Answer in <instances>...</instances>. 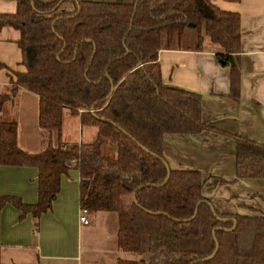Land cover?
<instances>
[{
  "label": "trees",
  "instance_id": "obj_1",
  "mask_svg": "<svg viewBox=\"0 0 264 264\" xmlns=\"http://www.w3.org/2000/svg\"><path fill=\"white\" fill-rule=\"evenodd\" d=\"M13 1L16 11L0 15V29L19 31L26 72L10 79L0 111L21 89L36 95L39 128L57 141L29 154L17 145V124L1 121L0 164L38 171L37 203L19 208L36 216L50 210L74 168L81 209L116 216L119 252L146 255L147 264H264V214L209 207L200 173L168 168L167 176L162 156L165 135L211 132L234 142V181L264 179V145L204 124L200 96L163 84L157 62L160 50H214L235 74L238 15L208 0ZM187 31L192 46L182 43ZM65 111L97 129L92 143L61 141Z\"/></svg>",
  "mask_w": 264,
  "mask_h": 264
},
{
  "label": "crops",
  "instance_id": "obj_2",
  "mask_svg": "<svg viewBox=\"0 0 264 264\" xmlns=\"http://www.w3.org/2000/svg\"><path fill=\"white\" fill-rule=\"evenodd\" d=\"M208 1L239 17L240 45L234 58L237 72L232 75L229 67L218 62L214 50H160L157 62L161 82L198 94L204 124L264 145V0ZM15 11V1L0 0V15ZM19 39L20 33L14 28L0 29V96L9 93L15 74L26 72L17 46ZM1 121L17 124V145L29 154L41 153L49 143L57 144L55 133L39 128L38 98L28 91L19 90L13 103L4 104ZM96 135L95 127H82L78 117L64 112L63 143H92ZM162 156L169 169L199 172L204 180L202 196L218 212L264 214V179L234 181L232 139L211 132L165 135ZM37 175L34 167L0 164V264H116L117 260L147 264L146 255L117 250L114 214L116 228L111 234L95 232L99 221H112L108 213L88 217L89 225L79 223V174L74 168L61 177L50 210L38 216L29 211L30 207L23 212L17 203H37ZM220 181L228 183L220 185Z\"/></svg>",
  "mask_w": 264,
  "mask_h": 264
},
{
  "label": "rangeland",
  "instance_id": "obj_3",
  "mask_svg": "<svg viewBox=\"0 0 264 264\" xmlns=\"http://www.w3.org/2000/svg\"><path fill=\"white\" fill-rule=\"evenodd\" d=\"M131 0H128V2H130ZM194 39V33L192 31H187V33L185 34V37L182 41L184 46H192L193 43H195L193 41ZM67 131V128L65 129V132ZM70 133L72 134L73 131L69 130ZM75 136H77V134H75ZM107 152H112L110 149V145L107 146L106 148ZM96 213H90L88 215V217H92L95 216ZM108 215L111 216L112 221H99L96 225V233H107V234H111L112 231L114 230V228H116V222H115V216L113 214L108 213ZM106 223V224H105Z\"/></svg>",
  "mask_w": 264,
  "mask_h": 264
},
{
  "label": "built area",
  "instance_id": "obj_4",
  "mask_svg": "<svg viewBox=\"0 0 264 264\" xmlns=\"http://www.w3.org/2000/svg\"><path fill=\"white\" fill-rule=\"evenodd\" d=\"M72 166H76L77 161H72ZM79 223L81 225H89L88 212L87 210L80 209L79 211Z\"/></svg>",
  "mask_w": 264,
  "mask_h": 264
},
{
  "label": "water",
  "instance_id": "obj_5",
  "mask_svg": "<svg viewBox=\"0 0 264 264\" xmlns=\"http://www.w3.org/2000/svg\"><path fill=\"white\" fill-rule=\"evenodd\" d=\"M92 111H93V110H92ZM139 148H141V147L139 146ZM141 149H142V148H141ZM165 169H166L167 176H168V167L165 166ZM207 204H208L209 207H211V205H210L209 203H207ZM195 214H196V210L194 211L192 218L195 216ZM192 218H191V219H192ZM232 222H233V221H232ZM233 225H234V222H233ZM212 236H213V232H212ZM215 251H216V246H215V249H214L213 254L215 253ZM213 254H212V255H213Z\"/></svg>",
  "mask_w": 264,
  "mask_h": 264
}]
</instances>
